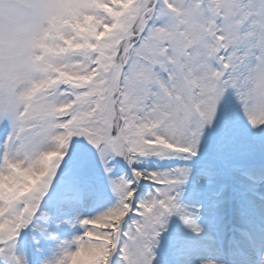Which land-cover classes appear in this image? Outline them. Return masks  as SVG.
<instances>
[{"label": "snow or ice", "instance_id": "snow-or-ice-1", "mask_svg": "<svg viewBox=\"0 0 264 264\" xmlns=\"http://www.w3.org/2000/svg\"><path fill=\"white\" fill-rule=\"evenodd\" d=\"M44 74L0 93V264H264V3L28 0Z\"/></svg>", "mask_w": 264, "mask_h": 264}, {"label": "clouds", "instance_id": "clouds-1", "mask_svg": "<svg viewBox=\"0 0 264 264\" xmlns=\"http://www.w3.org/2000/svg\"><path fill=\"white\" fill-rule=\"evenodd\" d=\"M264 3V0H260ZM46 17L36 18L28 0H0V93L15 86L23 94L44 74ZM264 71V62L251 69ZM4 121L0 119V124Z\"/></svg>", "mask_w": 264, "mask_h": 264}]
</instances>
